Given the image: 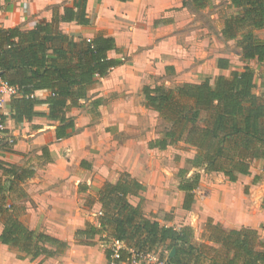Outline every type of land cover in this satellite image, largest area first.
<instances>
[{
  "label": "crops",
  "instance_id": "crops-1",
  "mask_svg": "<svg viewBox=\"0 0 264 264\" xmlns=\"http://www.w3.org/2000/svg\"><path fill=\"white\" fill-rule=\"evenodd\" d=\"M75 1L1 0L0 25L31 29L37 21H50L55 7L62 13ZM183 1L85 0L88 24L59 23V30L77 42L99 34L114 37L116 48L108 55L123 63L88 85L84 97L69 98L59 116L51 115L50 90L35 93L40 100L34 107L36 114L21 122L11 116L12 98L7 99L4 114L8 116L5 130L0 132V162L7 170L0 169V184L11 181V188L0 195V205H11L29 229L57 237L68 246L62 254L33 259L0 240V264H39L42 260L43 264H110L107 249L112 245V227L101 229L100 195L107 182L116 183L126 175L143 185L137 194L127 196L129 202L141 206L145 217L161 225L191 226L195 236H201L212 220L227 230L258 229L264 237L262 170V180L239 174L237 181L228 179L205 197L198 187L191 209L186 210L184 192H169L166 186V148L151 146L155 135L150 132V116L157 111L147 105L143 87L181 55L191 57L182 39L196 38L199 30L207 35L206 21L213 19L208 3L198 8L184 6ZM198 11L207 12V19L198 18ZM258 33L264 39V30ZM225 70L219 68L220 74L225 75ZM177 80L201 81L192 80L190 74L179 75ZM62 115L73 119L74 127L67 136L58 137ZM134 126L142 127L138 136ZM90 225L101 232L94 238L77 239V231ZM2 229L1 221L0 233Z\"/></svg>",
  "mask_w": 264,
  "mask_h": 264
},
{
  "label": "trees",
  "instance_id": "trees-1",
  "mask_svg": "<svg viewBox=\"0 0 264 264\" xmlns=\"http://www.w3.org/2000/svg\"><path fill=\"white\" fill-rule=\"evenodd\" d=\"M84 1L65 6L62 13L55 7L50 21H37L31 29L0 25V74L18 90L10 103L15 120L21 122L36 114L34 107L40 100L34 95L40 90L51 91L47 99L51 115L63 114L69 98L84 97L88 85L123 63L108 55L116 48L114 37L99 34L77 42L59 30L60 22L89 23ZM227 1L237 12L226 18L224 36L237 41L243 61L264 62V39L256 34L257 30H264V0ZM191 2L203 8L208 0ZM218 67L229 69L230 60L220 57ZM262 85L264 89V80ZM255 87V71L248 65L242 70H233L229 76L220 74L214 80L207 77L200 82H185L170 88L145 85L143 93L147 105L170 123V128L151 142V146L165 149L184 142L196 151L188 160L191 166L206 172H221L232 182L237 181L239 174H250L256 161L262 163L264 174V91L257 94ZM73 127L74 120L62 115L57 127L58 137L67 136ZM0 169L5 170V164L0 162ZM188 172V169H180L178 174L182 178ZM10 185L11 181L0 184V195H4ZM198 186V174L181 180L178 189L185 194L184 209H191ZM142 188L140 182L126 175L116 183L107 182L101 190V229L110 225L113 240L124 241L127 247L120 250L119 260L129 258V249L150 253L165 244L167 254L161 256L167 264H264V237L258 229L227 230L209 220L205 241L197 242L190 227L176 229L161 225L145 217L141 206L132 205L127 196L137 194ZM1 221L0 240L16 247L24 256L48 258L62 254L68 246L57 237L29 229L11 205H0ZM101 229L90 225L77 231V239L94 238ZM172 249L175 254L171 256ZM112 255L110 246L107 249L109 260Z\"/></svg>",
  "mask_w": 264,
  "mask_h": 264
},
{
  "label": "rangeland",
  "instance_id": "rangeland-1",
  "mask_svg": "<svg viewBox=\"0 0 264 264\" xmlns=\"http://www.w3.org/2000/svg\"><path fill=\"white\" fill-rule=\"evenodd\" d=\"M211 1V3L208 2V5L212 8L213 19L211 21H209V19L206 21L208 24L207 35L205 34V30H199L196 34V38L194 37L192 40L185 38L184 36V38L182 37L183 39L181 38L183 48L187 52H191L192 56L190 57L189 55H181L177 62L169 65L167 64L164 70H162L160 73L158 79L155 78L148 85L151 87L157 85L167 88L175 87L176 85L182 84L181 81L179 82L177 80V76L186 74H190L192 80L202 81L207 77H210L212 80H214V78H216L221 73L218 67V59L220 57H226L230 60V67L224 71V74L229 76L233 70H240L245 65L250 66L255 71L256 87L254 91L257 94H262L264 91L262 85L264 80V63L251 60L243 61L241 58V50L237 44V41L234 39H229L223 34L226 18L229 15L235 13L236 9L231 7L227 0ZM183 5L192 6V2L191 0H184ZM206 13L203 11H198L196 15L198 18H203L202 21H204L207 19L205 17L208 16ZM259 36H262V34L258 33V37ZM206 50L207 55L205 56ZM202 53L204 56H201ZM157 113L154 115L151 113L150 116V132L151 135H155L151 141H155L156 136H162L164 131H167L170 128V123L161 115H159V113ZM133 128H136L135 136H138L136 133H141L138 131L142 127L134 126ZM195 153V149L184 142H179L166 148V152L164 154V164L167 168L165 170V181L169 192H177L176 190H179L178 186L181 180L192 179L195 174L199 175L198 187H202V190L200 191L202 197L208 196L210 189L214 186L217 187L222 185L228 180V177H226L221 172H206L205 169L191 166L188 163V160L193 158ZM261 165L262 163L259 161L254 162L250 172L253 177L259 180H262V176L259 175V172L261 171ZM180 169H188L189 172L181 178L178 174ZM246 191L250 192L248 191V188H246ZM169 215L171 216V214H168L167 216ZM183 227H190L192 229L191 231L193 232V236L197 242L205 241V228L203 232L201 231V236H197V234L195 236V230L191 226ZM259 231L261 232V230ZM162 253L167 254V246L165 244L157 246L155 251L151 253L150 257L143 258L138 264H152L153 260H155L153 257H156V259H165L163 256H161ZM39 264H43V260L42 262H39Z\"/></svg>",
  "mask_w": 264,
  "mask_h": 264
},
{
  "label": "built area",
  "instance_id": "built-area-1",
  "mask_svg": "<svg viewBox=\"0 0 264 264\" xmlns=\"http://www.w3.org/2000/svg\"><path fill=\"white\" fill-rule=\"evenodd\" d=\"M17 94V88L14 85L9 84V82L0 74V132L5 130L6 121L3 115L6 107V101ZM124 248H127L124 241H112L111 249L113 251V255L110 264H117L120 262H123L124 264H138L143 258L150 257L152 253H137L134 249H129L131 252L129 258L126 260H119L121 257L120 250ZM153 258L155 260H153L152 264H167L165 259H156V257Z\"/></svg>",
  "mask_w": 264,
  "mask_h": 264
},
{
  "label": "water",
  "instance_id": "water-1",
  "mask_svg": "<svg viewBox=\"0 0 264 264\" xmlns=\"http://www.w3.org/2000/svg\"><path fill=\"white\" fill-rule=\"evenodd\" d=\"M175 254V249L171 251V256Z\"/></svg>",
  "mask_w": 264,
  "mask_h": 264
}]
</instances>
